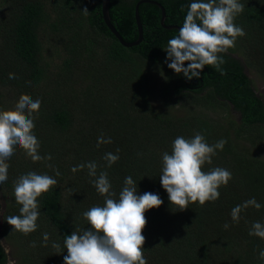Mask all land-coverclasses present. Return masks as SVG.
Wrapping results in <instances>:
<instances>
[{
  "label": "trees",
  "instance_id": "1",
  "mask_svg": "<svg viewBox=\"0 0 264 264\" xmlns=\"http://www.w3.org/2000/svg\"><path fill=\"white\" fill-rule=\"evenodd\" d=\"M136 1L109 0L111 22L126 41L138 36ZM157 1L165 9L164 24L181 28L192 0ZM240 3L245 7L234 23L246 35L220 54L225 74L208 65L199 78L189 80L167 67L171 61L164 48L179 30L162 26L161 10L153 4L138 7L142 41L124 47L101 18V0H0V110L12 109L21 94L40 99L33 132L39 154L52 157L33 162L17 146L6 161L8 179L0 183V236L12 246L18 264H64V237L90 227L83 213L104 206L105 197L91 183L96 177H90L86 167L71 171L88 162H96L97 176L107 172L114 199H119L128 176L137 184V195L151 192L162 199L158 208L144 213L147 264H264L259 258L264 239L249 235L254 222L264 223V159L240 142L258 147L264 136V101L243 70L244 64L264 79V0ZM43 41L66 53L56 71L43 59ZM152 67L164 74L158 90L163 111L149 100L155 85L149 82ZM10 73L16 78L10 79ZM174 105L183 106V114L174 113ZM228 105L239 113V121L218 117V109ZM197 132L209 145L227 141L203 170L222 167L232 179L218 189L216 201L189 203L181 211L170 205L160 184L162 154H171L176 137L190 139ZM101 134L112 142L97 146ZM117 149L119 159L108 167L103 157L117 154ZM55 170L61 174L56 176ZM28 172L47 174L57 184L38 197L37 230L25 235L15 231L7 217L20 214L14 184ZM251 198L261 208L249 206L239 222H233L232 208ZM53 242L60 248H53ZM8 261L0 241V264Z\"/></svg>",
  "mask_w": 264,
  "mask_h": 264
},
{
  "label": "clouds",
  "instance_id": "2",
  "mask_svg": "<svg viewBox=\"0 0 264 264\" xmlns=\"http://www.w3.org/2000/svg\"><path fill=\"white\" fill-rule=\"evenodd\" d=\"M244 7L240 0H192L178 35L169 39L164 48L166 60L171 61L167 67L189 80L199 78L208 65L221 75L225 74L221 67L225 61L220 54L234 47L238 37L246 35L243 28L234 23ZM82 12L89 13L86 8ZM185 62H188L186 67ZM9 78L15 79V74L10 73ZM40 106V99L33 100L29 95L21 94L12 109L0 110V183L8 179L6 161L14 155L17 146L33 162L52 159L50 154L44 157L39 154L40 142L33 132V113L38 112ZM111 142L110 137L101 134L97 146ZM226 143L225 139H220L209 145L199 132L190 139L175 138L171 154H162V174L159 176L170 205L182 211L189 203L198 202L203 206L219 199L218 189L228 184L232 173L222 167L204 171L203 166L210 165L217 150H223ZM116 152L104 155L108 167L118 161L119 149ZM85 167L90 177H96L91 183L105 197V202L104 206H93L83 213L90 226L87 230H75L64 237V249L68 253L64 264H147L143 252L145 237L142 231L147 224L144 213L158 208L162 199L151 192L137 195V184L128 176L116 200L113 198L115 192L110 191L112 185L107 172L102 171L97 176L96 162L74 166L71 171L75 173ZM55 174L59 176L61 173L55 170ZM56 184L57 180L47 174L28 172L21 175L14 184L15 201L22 206L20 214L7 217V223L25 235L36 231L40 215L38 197ZM249 206L257 210L261 208L256 199L251 198L232 208V221L239 222L240 213ZM228 227L229 224L225 223L224 228ZM249 235L264 239V223L254 222ZM48 239V234L44 233L43 240L47 242ZM52 247L59 249L60 245L53 242ZM259 258L264 260V250L260 251Z\"/></svg>",
  "mask_w": 264,
  "mask_h": 264
},
{
  "label": "rangeland",
  "instance_id": "3",
  "mask_svg": "<svg viewBox=\"0 0 264 264\" xmlns=\"http://www.w3.org/2000/svg\"><path fill=\"white\" fill-rule=\"evenodd\" d=\"M43 43H44V52L42 55L43 59L46 63L50 64L52 70L56 71L57 70L56 65L61 63L63 57L66 56V53L60 50L57 51L56 49H53V46L46 43L45 41H43ZM235 58H237V60H239L241 64L244 63L240 55L236 54ZM243 68H244L243 69L244 73L250 79L256 94L264 101V79H262L260 75L253 68L248 67L244 64H243ZM150 70L151 71L149 72V82L155 85L153 86V90L151 92V96L149 97L150 98L149 100L152 106H154L157 110L163 111L165 107L163 105L161 97L158 95V90L163 82L164 74L162 70L156 71L154 67H152ZM172 107L170 109L176 114L181 115L185 111V108L181 105H174V107L173 108ZM208 114L212 115V111L208 110ZM217 115L223 122H226L229 119H232L234 121H239V113L236 110H234L231 105H228L223 109H218ZM240 142L242 145L249 147V149H251L253 152L257 151L258 155L264 159V136L261 137L260 140H258L257 142L258 147H251L247 142H244L243 140H241ZM0 241L8 252L9 255L8 264H18L17 263L18 257L12 251L13 249L12 246L8 245V243L2 236H0Z\"/></svg>",
  "mask_w": 264,
  "mask_h": 264
},
{
  "label": "water",
  "instance_id": "4",
  "mask_svg": "<svg viewBox=\"0 0 264 264\" xmlns=\"http://www.w3.org/2000/svg\"><path fill=\"white\" fill-rule=\"evenodd\" d=\"M142 3H148V4H153L156 7H158L161 10V17H160V24L168 29H177L179 30L180 27L177 25H165L164 24V19H165V9L162 6V4L157 1V0H137L134 6V18H135V23L137 26V31H138V36L134 41H126L122 38L120 33L116 30L114 25L111 22V17L109 13V0H101V18L107 27V29L110 31V33L120 42L121 45L124 47H132L138 45L143 38V32H142V25L141 21L139 18V13H138V7Z\"/></svg>",
  "mask_w": 264,
  "mask_h": 264
}]
</instances>
